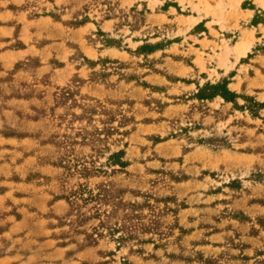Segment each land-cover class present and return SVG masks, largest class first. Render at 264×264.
I'll return each instance as SVG.
<instances>
[{
	"label": "rangeland",
	"instance_id": "374dc122",
	"mask_svg": "<svg viewBox=\"0 0 264 264\" xmlns=\"http://www.w3.org/2000/svg\"><path fill=\"white\" fill-rule=\"evenodd\" d=\"M0 264H264V0H0Z\"/></svg>",
	"mask_w": 264,
	"mask_h": 264
},
{
	"label": "bare ground",
	"instance_id": "6f19581e",
	"mask_svg": "<svg viewBox=\"0 0 264 264\" xmlns=\"http://www.w3.org/2000/svg\"><path fill=\"white\" fill-rule=\"evenodd\" d=\"M251 49L250 44L246 41L239 42L235 46V51L239 53L238 61L242 58L248 57L249 51Z\"/></svg>",
	"mask_w": 264,
	"mask_h": 264
},
{
	"label": "trees",
	"instance_id": "16d2710c",
	"mask_svg": "<svg viewBox=\"0 0 264 264\" xmlns=\"http://www.w3.org/2000/svg\"><path fill=\"white\" fill-rule=\"evenodd\" d=\"M221 86H215V87H213V89H215V90H217L218 88H220ZM217 95V94H216ZM214 97V96H213ZM223 97L225 98V99H227V100H229L230 98L229 97H227V95L226 94H223ZM115 155H112V158L114 157ZM89 199H91V200H94V199H96L97 198V196H94L92 193H90L89 194Z\"/></svg>",
	"mask_w": 264,
	"mask_h": 264
}]
</instances>
